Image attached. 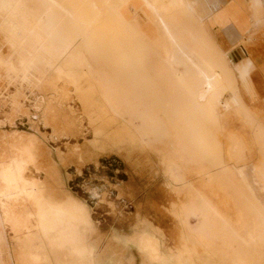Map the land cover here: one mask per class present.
<instances>
[{"label": "rangeland", "instance_id": "1", "mask_svg": "<svg viewBox=\"0 0 264 264\" xmlns=\"http://www.w3.org/2000/svg\"><path fill=\"white\" fill-rule=\"evenodd\" d=\"M182 1L183 7L178 5L181 11L167 27L175 38V47H178L175 49L176 62H165L153 52L141 49L137 40L121 34L123 32L116 24L105 27L103 35L92 45L97 71L101 74L107 72L113 78L115 107L127 121L151 132L145 148L127 153L124 147L102 143L81 162L72 154L74 147H88L95 140L94 124L90 123L86 105H83L84 94L91 92L92 86L81 70H76L75 81L57 80V85L48 90H41L35 80L21 78L7 81L0 87V137L3 138L0 142H5L8 157H16L14 155L20 154L18 150H28L37 143L33 137L29 138L31 140L23 138V141L19 137L11 141L4 134L19 131L36 137L48 135L46 143L53 153L63 185L56 187L58 191L54 195L59 197L57 199H64L63 190L87 206L92 224L91 228L82 231V235H88L96 247L97 264H191L190 259L180 256L176 248L175 239L182 232V226L171 211L174 203L191 205L193 200L203 206L198 220L187 219L193 238L199 237L200 228L207 220L219 239L215 246L204 247L200 262L196 264H234L236 252H242L253 264H264V204L260 198L264 190L257 182L255 172L258 165L264 163V151L253 146L256 118L264 123L259 118L264 110V3H261L260 21L247 35V46L234 48L218 29L207 26L208 22L213 27L214 21H209V15L199 0ZM213 37L224 51L217 48ZM0 46L6 52L3 45ZM245 49L254 56L258 66L252 75L251 90L240 82L247 108L238 96L234 71L227 61L229 57L233 62H239L233 56L234 52L240 53L244 59L247 56L243 54ZM7 56L12 58L9 53ZM94 94V99L103 106L102 98L96 91ZM221 101L225 102L224 105ZM50 102L63 108V115L67 114L73 120L77 118L83 132L53 138L52 131L41 123V116ZM114 126L108 128V133L116 128ZM125 138L126 134L122 136ZM218 139L224 141V146ZM230 144L233 148L231 156L227 149ZM263 144L259 142L260 146ZM21 145H26L27 149L26 146L22 149ZM57 152L66 157L64 163H59ZM229 158L235 162L233 168L221 170V162L230 161ZM168 165L184 175L194 174L188 184H177L183 192L180 199L174 193L176 187L169 185L170 178L165 173ZM28 170L25 173L27 178L45 181L44 173L38 175L33 166ZM166 199L171 200L169 205ZM27 206L22 210L26 207L24 212L32 213V208ZM1 207L0 248L8 263L16 264L18 234L28 235L33 232L32 226L21 233L16 231L15 236L9 218L11 212ZM238 220L242 223L239 224ZM224 225L229 226L230 238L236 247L221 246ZM146 234L159 246L160 258L153 262L139 245ZM44 250L52 256L47 249ZM0 264L4 263L0 261Z\"/></svg>", "mask_w": 264, "mask_h": 264}, {"label": "bare ground", "instance_id": "2", "mask_svg": "<svg viewBox=\"0 0 264 264\" xmlns=\"http://www.w3.org/2000/svg\"><path fill=\"white\" fill-rule=\"evenodd\" d=\"M243 1L253 12L252 20L256 25L261 13V0ZM181 4L183 7L184 3L181 0H0V44L6 49L4 52L0 48V87L7 81L11 82L21 78L32 82L35 80L41 90H48L57 85V80L75 81L76 70H81L86 74L85 77L89 78L92 86L90 87L91 92L84 94L83 105H86L85 110L89 115L90 123L94 124L95 140L88 147H74L71 151L72 154L81 162L92 150L99 149L102 143L107 146L112 145V147H124L123 150L127 153L145 148L151 132L146 128L142 129L134 122L127 121L123 118L120 110L115 107L112 92L113 78L107 72L101 74L97 71V58L92 45L103 35L105 27L116 24L123 32L121 34L135 38L141 49L153 52L155 56L164 59L165 62H176L175 49L178 47H175V38L172 33L167 31V27L175 21V14L181 11L178 5L181 6ZM244 40H242L243 45L245 44ZM245 42L247 44V41ZM8 53L12 55V58L7 56ZM224 55L223 52L222 56ZM133 67L138 69L136 66ZM32 70L35 72L33 73ZM55 72L56 75H53ZM52 77H55L56 80ZM94 91L102 98L103 106L94 99ZM224 103L221 101L222 105ZM259 110H261V106ZM63 111V108L50 102L48 109L41 116V123L52 131V137L63 134L78 135L79 131L83 132L78 126L77 118L74 117L76 119L73 120L67 114L63 115ZM70 112L74 115L73 110ZM241 112L239 110V113ZM259 118L264 120V110ZM219 119H221L220 116ZM256 119L257 123L253 127V143L255 144L253 146L257 145L256 148L259 147L263 152L264 144L260 146L259 142L264 143V123L258 118ZM122 120L127 122H122ZM33 125L35 124L33 123ZM113 126L116 128L108 133V128H113ZM37 133L39 134V131ZM125 134L126 138L122 139ZM4 135L11 141L19 137L22 139H32L33 137L34 142L37 143L31 147L28 145V150H18L20 156L14 155L16 157L12 156L11 158L8 157L10 154H7L6 144H3L5 142H0V204L2 206L0 207L11 212V217L9 216L11 222H8L12 223L15 236H17V232H24L31 226L33 230L29 233L30 236L28 233L24 236L18 234V239L15 238L17 239L16 264H97L96 247L89 241L88 235L86 237L82 235V231L91 228L92 224L87 206L63 190L64 199H57L59 197L56 198L54 195L58 191L56 187H60L62 183L57 163L46 143L48 135L36 137L30 134V136L21 134L19 131ZM24 139L23 141H25ZM38 140L40 141L38 142ZM218 141L223 145L224 141L221 139ZM27 142L29 143V141ZM22 146L21 148L24 149L26 145ZM227 149L229 153L227 154L231 156L232 144ZM56 154L59 163L62 164L66 161V157L61 152ZM4 160L9 161L4 162ZM234 163L231 160H224L223 163L221 162L223 166L220 169L230 170ZM31 166L36 169L38 175L45 174V181L26 177L25 173ZM159 167L161 168V166ZM255 172L257 182L264 190V163L261 162ZM165 173H168L171 182L169 185L176 187L177 190L174 193L180 199L182 189L180 191L177 184H188L194 174L184 175L172 165H168ZM202 179L204 178L202 177ZM260 198L264 204V195ZM169 201L167 200L168 205ZM179 204L174 203L171 211L182 226V232L179 233L178 229L176 230L179 233L175 239L176 248L180 251V256H187L191 264H196L200 262L199 256L204 247L215 246L219 239L212 232L207 220L200 228L199 237L193 238V230H189L187 219L198 220V216L202 214L203 206H199L194 200L191 205L184 203L182 206L180 204V208ZM27 205L32 208V213L24 212L26 207L25 210H22ZM25 213L27 219L24 218ZM221 215L223 214L221 213ZM171 218L173 219V217ZM238 223L242 222L238 220ZM229 232V226L224 225L221 230L222 247H236ZM229 241L230 243H228ZM139 245L142 250L148 253L152 262L160 258L157 241L150 235L146 234L140 240ZM44 249L54 256L44 253ZM1 250L2 248H0V261L9 264L5 253ZM235 254L234 264H253L252 260H248L242 252Z\"/></svg>", "mask_w": 264, "mask_h": 264}, {"label": "crops", "instance_id": "3", "mask_svg": "<svg viewBox=\"0 0 264 264\" xmlns=\"http://www.w3.org/2000/svg\"><path fill=\"white\" fill-rule=\"evenodd\" d=\"M261 2L264 3V0H261ZM199 4L207 11V15H209V21L211 23L212 20L214 21V28L208 25L207 22V26H209L210 29H218L223 34L227 42L234 48L243 47L245 45L247 46L245 42L246 39L248 40L247 35L254 26H257L258 23L254 25V23L252 22L253 12L248 9L245 1L199 0ZM242 40H244L243 42L245 44H238V42ZM213 41H215L217 48L221 52L224 51L222 50L220 43L218 42V40H216V38L213 37ZM246 50L247 49H245V53L247 54V56L244 59H242V55L240 53H233V56L239 61L237 63L233 62L229 57H227V61L230 62V65L234 71V78L238 96L245 108L247 107L243 103L240 82L247 90H251L252 75L258 69V66L256 65L254 59H252L253 57L248 52V50ZM228 54H230V52H228ZM238 57L241 59H239ZM259 78L261 80L263 79L262 77Z\"/></svg>", "mask_w": 264, "mask_h": 264}]
</instances>
